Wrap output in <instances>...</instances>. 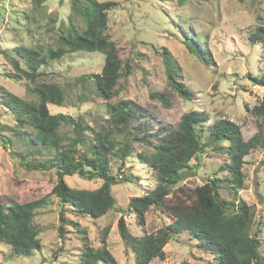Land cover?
Wrapping results in <instances>:
<instances>
[{
    "label": "rangeland",
    "instance_id": "374dc122",
    "mask_svg": "<svg viewBox=\"0 0 264 264\" xmlns=\"http://www.w3.org/2000/svg\"><path fill=\"white\" fill-rule=\"evenodd\" d=\"M98 1L116 3L109 12L108 35L118 45L121 58L128 59L131 66L130 73L124 70L119 78V94L111 102L127 100L136 106L135 129L141 127V136L157 144L163 133L174 131L181 117L194 110L209 116L203 127L205 131L217 121L227 119L240 126L246 141L259 132L261 120L251 110L263 101L264 87L256 85L251 76L264 71V38L256 45L250 38L257 29H264V0L243 3L191 0L186 7H180L176 0ZM72 14L71 0H43L39 6L32 0H0V96L9 93L26 100L34 99L29 91L33 82L16 70L11 58H17V48L55 49L60 29L69 23ZM198 35L204 38L203 43L198 42ZM185 40L207 53L213 62L211 70L190 55ZM165 57L177 69L178 81L190 94L189 101L169 85ZM17 60L23 68L24 59ZM103 65L101 54L78 53L51 63L45 72L53 74L65 86L82 76L101 73ZM82 83L72 87L62 107L50 109L74 117L82 115L85 124L98 130L106 120L104 102L94 94L95 85L91 80ZM159 95H164L170 106L156 98ZM7 127L17 125L0 97V130L7 131ZM117 138L120 141L122 136ZM14 144L12 149H4L0 144V197L20 204L48 198L47 205L38 209L35 217L42 249L29 257H18L0 243V264H83L84 249L102 246L105 229H108L107 247L117 262L135 264V254L120 236L119 220L124 218L128 231L135 237L156 234L172 221L165 210L150 208L146 212V224L141 226L136 216L128 212L132 197L146 196L157 186L153 169L138 159L146 149L134 141L131 145L134 157L127 159L122 170L124 175L120 177L131 178L132 182L112 188L115 211L99 220L75 218L63 212L71 223L64 225V239H61L59 226L63 209L60 200L51 194L58 182L57 174L26 169L21 161L25 148L19 141ZM228 160L226 155L212 150L198 155L190 163L193 169L174 189L180 186L186 191L183 198L188 200L197 187L210 179H228L229 169L224 167ZM243 174L245 187L236 199L252 207L251 234L258 233L264 259V148L253 150L245 158ZM65 181L71 188L86 190H96L103 184L102 180L86 181L78 175L67 176ZM221 198L231 201L232 196L221 190ZM163 252V258L151 264H208L214 259L196 241H191L188 233L175 236Z\"/></svg>",
    "mask_w": 264,
    "mask_h": 264
},
{
    "label": "trees",
    "instance_id": "16d2710c",
    "mask_svg": "<svg viewBox=\"0 0 264 264\" xmlns=\"http://www.w3.org/2000/svg\"><path fill=\"white\" fill-rule=\"evenodd\" d=\"M32 1L35 6L43 2ZM190 1L176 0L180 7L189 6ZM238 1L243 3L246 0ZM71 2L73 14L69 23L61 27L55 49L17 48V58L24 59L23 68L17 58H11L16 70L33 82L34 86L29 91L34 99L26 100L9 93L0 96L17 125L16 128L7 127V131L0 130V144L4 149H12L14 142L19 141L25 148L21 161L26 169L55 171L57 174L58 182L51 194L60 200L63 209L60 238L64 239V225L69 222L63 212H69L68 215L75 218L99 220L115 211L112 188L132 182L131 178L120 177L124 175L122 170L127 159L134 157L131 145L139 141L146 150L138 155V159L153 169L157 186L146 196L132 197L128 212L136 216L141 226H145L146 212L150 208L165 210L172 221L156 234L135 237L128 231L124 218L119 220L120 236L135 254V264H151L153 260L163 258L164 247L183 233H188L191 241H196L204 252L214 256L208 264H264L259 235L251 234L254 224L252 207L236 199L245 187V158L253 150L264 148V97L260 105L251 110L261 122L259 132L248 141L244 139L240 126L227 119L203 130L210 118L204 112L194 110L181 117L174 131L163 133L157 144L151 142L141 136V127L135 129L136 106L127 100L111 102L119 94L118 81L124 70L126 74L131 71L128 59L121 58L118 45L108 35L109 12L116 3L98 0ZM263 38L264 29L259 28L252 33L250 40L256 45ZM203 41L204 38L198 35V42ZM184 44L191 56L212 69V59L205 51L190 41L185 40ZM78 53L103 55L101 73L82 76L75 83L68 82L63 86L53 74L45 72L51 63ZM165 61L169 85L181 98L189 101L190 94L178 81L172 60L165 57ZM86 79L94 83V94L105 105L106 120L101 122L98 130L85 124L82 115L74 117L50 109L62 107L68 101L72 87L83 84ZM251 79L264 87V71L251 76ZM156 98L170 106L164 95ZM119 136H122L120 141ZM208 150L228 157L224 167L229 169L230 176L225 180L210 179L197 187L193 197L191 195L187 200L183 198L186 191L180 186L174 187L193 169L191 161ZM75 175L86 181L102 180L103 184L96 190L74 189L66 183L65 177ZM221 190L232 196L231 201L221 198ZM47 198L20 204L11 198L0 197V243L10 248L11 255L29 257L42 249L35 217L36 211L47 205ZM107 236L108 229H105L101 237L102 246L84 249L81 256L83 264H119L107 247Z\"/></svg>",
    "mask_w": 264,
    "mask_h": 264
}]
</instances>
